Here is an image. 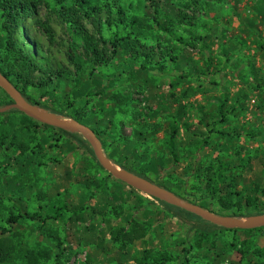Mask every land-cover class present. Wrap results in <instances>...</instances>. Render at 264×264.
Listing matches in <instances>:
<instances>
[{"label": "trees", "instance_id": "1", "mask_svg": "<svg viewBox=\"0 0 264 264\" xmlns=\"http://www.w3.org/2000/svg\"><path fill=\"white\" fill-rule=\"evenodd\" d=\"M200 1L0 0V72L33 107L46 110L49 115L76 120L90 126L116 166L144 179L151 173L158 177L167 175L180 164L179 151L183 145L180 139V124L178 119L172 116L169 128L165 131L163 147L169 157L164 159L151 153L150 138L161 131L160 124L152 125L151 122L159 116V104L156 103L153 91L149 87L143 90V86L138 82L143 75L161 74L168 81L170 90L175 88V81H196L199 86L195 93H199L203 85H218L209 80L213 71L212 57L206 59L203 70L192 64L184 54V51L189 49L210 56L207 46L202 44L205 38L199 36L197 31L199 19L196 15L201 13V6H204ZM261 2L257 10L263 15L264 0ZM41 7H46L65 24L68 32L67 67L45 64L47 60L43 61L38 57L35 44L26 35L21 36L24 23ZM191 10L194 11L192 17L189 14ZM247 26L250 27V24ZM186 35L189 36L188 40ZM49 38L50 45H54L53 34H50ZM261 49L264 51V44ZM250 69L253 82L257 87L263 88L264 83L259 85L255 81L258 72L256 66L252 65ZM173 73L176 76L172 80ZM104 81L107 82L106 86L102 85ZM137 92L142 93V102L135 99ZM0 94V109L14 103L1 88ZM170 97L177 98L174 93H171ZM105 102L110 103V106L107 107ZM164 107L172 109L171 104ZM218 110V115L212 116V124L201 117L200 125L209 135L206 139L201 138L202 132L192 130L189 124L184 125L186 134L192 137L189 147L195 152L196 167L187 171L183 181L185 187L193 181L192 192L197 198L192 202L178 194L177 196L194 205H198L197 200L206 199L204 201L218 207L216 214L231 215L238 220L248 215L262 217L264 185L257 182L249 188L244 184V173L251 164V158L241 159L238 164L226 163L219 159L217 164H210L203 174L201 169L197 168L200 154L208 147L211 134L230 141H239L245 134L237 130L223 131L220 127L228 123L224 103L219 105ZM126 118H130L129 121L134 124L132 136L129 137L121 132L129 123ZM67 138H70L72 143H66ZM41 140L49 144L51 149H58L63 143L62 145H69L71 153L81 149L87 150L91 154V158L85 156L89 165L96 164L106 173V177L101 181L83 176L85 183L81 185L91 192L89 202L97 195L96 191L107 187L110 180H116L100 166L94 151L81 135L42 125L19 111L12 110L0 114V206L2 199L9 195L13 188L10 178L15 176L10 173L15 166L21 167L22 170L17 172L14 180L23 184L24 178L35 171V168L49 167L51 163H57L51 161L49 165L43 164L41 160L44 147ZM191 154L186 152L185 156L190 158ZM155 157L158 159H154ZM256 160L264 175V160ZM166 177L168 178V175ZM172 180L174 178L163 181L158 186L176 195ZM116 182L123 185L118 180ZM124 187L139 194L125 184ZM157 201L170 206L177 214L202 220L179 208ZM12 202L11 207L4 208L8 212L7 215H0V264H48L52 261L53 254L49 248L41 244L31 247L23 234L16 230L27 220L41 223L39 231L43 234L47 221L56 224L62 222L67 226L78 224L81 221L80 215L88 209H91L93 216L101 215L94 208L86 207L88 204L84 203L80 208H75L60 199L57 200V207L50 209L53 216L45 215L42 207L31 215L21 196ZM203 204L211 207V204ZM123 207L130 209L131 215L125 218L123 225L111 232V237L124 251L137 243L145 242L157 222L137 219L136 210H141V205L132 209L127 205L113 208L112 215H115L116 219L123 215ZM205 223L206 226L197 229L191 244L180 248L176 255L168 251L146 250L142 257L137 255V258H133L135 264H195L194 259L196 261L211 256L214 263H217L221 256L216 255L215 238L226 233L252 235L238 246L234 244L237 240L235 238L229 244V249L238 251L241 260L247 264H264V248L259 247L258 241L264 237V228L231 231ZM54 239L59 242V247L62 246L58 238Z\"/></svg>", "mask_w": 264, "mask_h": 264}, {"label": "rangeland", "instance_id": "2", "mask_svg": "<svg viewBox=\"0 0 264 264\" xmlns=\"http://www.w3.org/2000/svg\"><path fill=\"white\" fill-rule=\"evenodd\" d=\"M202 3L204 6H201V13L196 15L199 19L197 31L199 36L205 38L202 44L207 46L210 56L189 49L184 51V54L192 61V64L198 65L203 70H205L206 59L212 57L213 71L209 80L218 85L216 87L203 85L201 91L195 93L199 84L194 80L175 81L173 90L168 89L169 83L161 74L143 75L138 82L143 86V90L149 87L153 91L156 103L159 104V116L151 122L152 125L160 124L161 131L150 138V152L160 158L169 157L163 142L172 116L179 121L180 139L183 144L179 151L180 164L167 173L168 178L165 174L158 177L151 173L145 176V180L149 179L147 181L158 185L174 178L173 191L176 195L192 202H195L197 198L192 192L194 183L190 181V185L185 187L183 176L196 167V157L194 150L189 147L192 137L186 134L184 125L189 124L192 130L202 132L201 138L206 139L209 135L208 131L200 125L201 117L212 124V116L218 115V107L222 103H224V113L228 123L220 128L223 131L237 130L245 134L239 141L225 140L216 134H211L208 147H205L200 154L197 168L201 169L203 174L210 164H217L219 159L226 163L238 164L241 159L251 158V164L244 173V184L249 188L257 182L264 185L262 167L258 166V160H256H264V87H257L250 73V67L256 66L258 72L255 81L259 85L264 83V51L261 49V45L264 44V14H260L257 10L262 2L261 0H201L200 4ZM193 13L194 11H189L191 17ZM248 24L250 27L247 26ZM23 27L21 36L26 35L35 44L38 57L43 61L47 60L45 64L54 67L68 66L67 29L65 24L52 15L46 7L39 8ZM50 34H53L55 38L54 45H50ZM185 38L188 40L189 36L186 35ZM105 72L108 73V71ZM175 76V73L171 74L172 80ZM102 85L106 86L107 82L104 81ZM171 93H174L177 98L172 99ZM135 99L142 102V93L137 92ZM97 103L100 102L97 101ZM169 104L172 109L164 107ZM105 105L109 107L110 103L105 102ZM39 110L48 114L46 110ZM126 120L129 123L121 127V132L129 137L132 136L134 124L132 125L133 122L129 121L130 118ZM41 142L44 147L41 160L43 164L49 165L51 161H57V163H51L49 167L35 168V171L24 178L23 184L14 180L17 172L22 170L21 167L15 166L10 173L11 176H15L10 178L13 188L11 193L2 199L0 215H7L8 212L4 208L11 207L12 201L18 199V196L23 198L31 215L42 207L45 215L53 216L50 209L53 206L57 207L59 199L75 208H80L85 203V205L88 204L86 207L94 208L101 213L100 216H93L91 209H88L80 215L81 221L78 224L72 223L68 226L62 222L56 224L47 221V228L44 229L43 234L39 231L41 223L38 221L27 220L24 225L17 227L16 230L23 234L25 241L31 247L41 244L52 251L53 259L48 264H135L133 258L142 257V253L146 250L168 251L176 255L180 248L191 244L198 228L206 226L204 221L185 214H177L170 206L163 205L152 197L142 193H132L129 188H125L124 184L120 185L116 180H110L107 187L102 188L104 192H101L102 189L96 191L97 195L94 196L93 201L89 202L91 192L81 185L85 183L83 176L96 181L106 177V173L102 172L96 164L89 165L85 156L88 155L91 158V154L85 149L71 153L68 149L69 145H62L63 143L60 144V148L51 149L49 144L43 140ZM68 142L72 143V140L67 138L66 143ZM104 152L109 158L105 150ZM186 152L192 153L190 158L185 156ZM157 157L154 159H158ZM204 200L206 199L197 200L198 205L216 214L218 207ZM203 203L211 204V207ZM123 205L130 206L131 209L141 205L142 209L136 210L137 219L157 222L145 242L137 243L124 251L113 242L111 237V232L123 225L125 218L131 215L130 209L125 207H123L124 212L121 218L116 219L115 215H112L113 208ZM258 217L248 215L244 220ZM239 234L226 233L215 238L217 240L216 255L221 256L217 259V263H214L211 256L196 259V261L194 259L195 264H247L246 261L241 260L238 251L229 249V244L235 238L237 242L235 241L234 244L238 246L243 240L252 237V235ZM54 238H58L62 246L59 247V242ZM258 241L259 247L264 248V237ZM190 256L193 258L192 255Z\"/></svg>", "mask_w": 264, "mask_h": 264}, {"label": "water", "instance_id": "3", "mask_svg": "<svg viewBox=\"0 0 264 264\" xmlns=\"http://www.w3.org/2000/svg\"><path fill=\"white\" fill-rule=\"evenodd\" d=\"M0 88L12 99V105L0 109V114L17 110L28 118L46 126H50L67 133L79 134L90 145L100 166L114 179L122 182L139 193L179 208L194 215L205 222L227 230H257L264 228V216L257 219L238 220L228 216H220L199 205L185 202L174 193L161 188L131 172L124 171L116 166L105 154L102 143L95 132L76 120L56 119L53 115L44 114L39 109L30 105L11 82L0 72Z\"/></svg>", "mask_w": 264, "mask_h": 264}, {"label": "bare ground", "instance_id": "4", "mask_svg": "<svg viewBox=\"0 0 264 264\" xmlns=\"http://www.w3.org/2000/svg\"><path fill=\"white\" fill-rule=\"evenodd\" d=\"M43 113V112H42Z\"/></svg>", "mask_w": 264, "mask_h": 264}]
</instances>
